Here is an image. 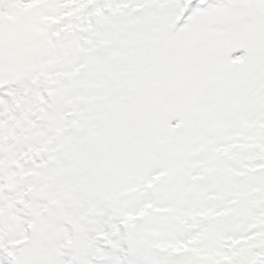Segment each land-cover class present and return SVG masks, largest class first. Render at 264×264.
<instances>
[{
  "label": "snow or ice",
  "instance_id": "obj_1",
  "mask_svg": "<svg viewBox=\"0 0 264 264\" xmlns=\"http://www.w3.org/2000/svg\"><path fill=\"white\" fill-rule=\"evenodd\" d=\"M0 264H264V0H0Z\"/></svg>",
  "mask_w": 264,
  "mask_h": 264
}]
</instances>
